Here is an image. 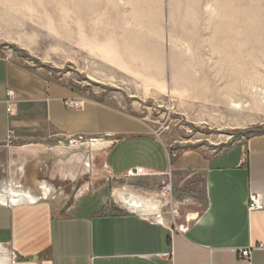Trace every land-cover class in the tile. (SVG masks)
Listing matches in <instances>:
<instances>
[{
  "label": "rangeland",
  "instance_id": "rangeland-1",
  "mask_svg": "<svg viewBox=\"0 0 264 264\" xmlns=\"http://www.w3.org/2000/svg\"><path fill=\"white\" fill-rule=\"evenodd\" d=\"M0 54L137 118L167 158L176 153L170 163L264 134V0H0ZM116 139L56 135L0 145V189L42 196L45 185L42 200L63 208L102 185L121 211L114 191L158 200L165 177L101 171L94 155ZM126 147L109 159L120 169L134 163V155L116 156ZM164 210L173 223L182 215L174 196Z\"/></svg>",
  "mask_w": 264,
  "mask_h": 264
},
{
  "label": "crops",
  "instance_id": "crops-1",
  "mask_svg": "<svg viewBox=\"0 0 264 264\" xmlns=\"http://www.w3.org/2000/svg\"><path fill=\"white\" fill-rule=\"evenodd\" d=\"M56 135L120 137L95 153L101 171L124 177L140 166L145 179L170 171L182 215L173 223L118 210L104 185L86 189L68 208L50 200L0 203V264H264V134L210 158L183 152L170 163L137 118L0 54V145L25 147ZM122 143L125 152L116 156L134 155V163L120 169L109 159ZM251 193L261 210L249 211ZM185 217L193 219L180 232L175 226Z\"/></svg>",
  "mask_w": 264,
  "mask_h": 264
},
{
  "label": "built area",
  "instance_id": "built-area-1",
  "mask_svg": "<svg viewBox=\"0 0 264 264\" xmlns=\"http://www.w3.org/2000/svg\"><path fill=\"white\" fill-rule=\"evenodd\" d=\"M6 104H7V108H6L7 113H11L14 107V99H13L11 92L7 93ZM66 106L67 108H73L74 104L70 101L69 103L66 104ZM170 154L172 157L176 156L175 152H171ZM170 154H168V156H170ZM87 167H89L88 164H87ZM146 175L147 174L145 170L143 169V167H140V166L128 168L124 172V176L130 179L139 178V177H143ZM149 176H152V175L149 174ZM163 177L165 178L162 180L160 184V189H159L160 198L158 200H155V199L153 200L152 198L147 199L140 195L130 193V192L118 193L119 200H120L119 202L121 204L122 210L130 214L148 215L146 213L148 209L146 210L145 208H142L140 205L137 207L132 206V203L134 202H138L139 204L144 203V205H145V202H148V207H150L149 211L152 214V215L150 214L149 217L157 221H162L166 213L164 209L167 208L169 205H171L172 198H173L171 172L170 171L166 172ZM262 208H263V203L260 200L259 196L255 193H251L249 196V203H248L249 211H257V210H261ZM175 212L176 211H173V213ZM192 219L193 218L185 217V221L183 224H179L175 226L176 230L180 232L185 231L187 224L190 223ZM243 256L246 258L249 257V252L244 251Z\"/></svg>",
  "mask_w": 264,
  "mask_h": 264
},
{
  "label": "bare ground",
  "instance_id": "bare-ground-1",
  "mask_svg": "<svg viewBox=\"0 0 264 264\" xmlns=\"http://www.w3.org/2000/svg\"><path fill=\"white\" fill-rule=\"evenodd\" d=\"M34 16V15H33ZM170 158V156H169ZM40 189L43 191L42 196H36L30 191L25 190H17L14 192H11L10 190H2L0 189V203L8 204V205H14L24 202L34 203L36 201L47 199L48 197V188L45 185H41ZM141 203V202H140ZM141 206L142 208H145L147 210L146 204H139L138 202L132 203V206Z\"/></svg>",
  "mask_w": 264,
  "mask_h": 264
},
{
  "label": "trees",
  "instance_id": "trees-1",
  "mask_svg": "<svg viewBox=\"0 0 264 264\" xmlns=\"http://www.w3.org/2000/svg\"><path fill=\"white\" fill-rule=\"evenodd\" d=\"M115 211H118V210H115Z\"/></svg>",
  "mask_w": 264,
  "mask_h": 264
}]
</instances>
